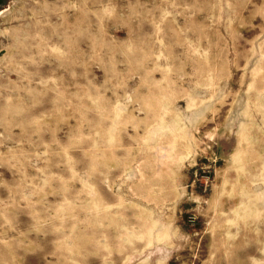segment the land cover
I'll return each instance as SVG.
<instances>
[{"label":"rangeland","instance_id":"rangeland-1","mask_svg":"<svg viewBox=\"0 0 264 264\" xmlns=\"http://www.w3.org/2000/svg\"><path fill=\"white\" fill-rule=\"evenodd\" d=\"M0 264H264V0H0Z\"/></svg>","mask_w":264,"mask_h":264}]
</instances>
